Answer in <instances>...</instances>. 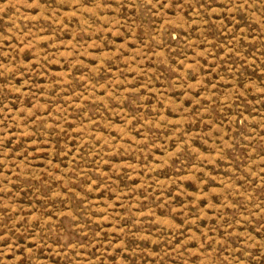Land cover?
<instances>
[{
    "label": "rangeland",
    "instance_id": "1",
    "mask_svg": "<svg viewBox=\"0 0 264 264\" xmlns=\"http://www.w3.org/2000/svg\"><path fill=\"white\" fill-rule=\"evenodd\" d=\"M0 264H264V0H0Z\"/></svg>",
    "mask_w": 264,
    "mask_h": 264
}]
</instances>
